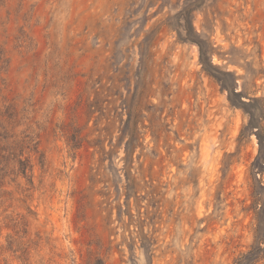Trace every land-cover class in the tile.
<instances>
[{"label": "rangeland", "instance_id": "1", "mask_svg": "<svg viewBox=\"0 0 264 264\" xmlns=\"http://www.w3.org/2000/svg\"><path fill=\"white\" fill-rule=\"evenodd\" d=\"M184 1L0 0V264H232L252 244L257 142L168 26ZM193 26L264 99V0H208Z\"/></svg>", "mask_w": 264, "mask_h": 264}, {"label": "trees", "instance_id": "2", "mask_svg": "<svg viewBox=\"0 0 264 264\" xmlns=\"http://www.w3.org/2000/svg\"><path fill=\"white\" fill-rule=\"evenodd\" d=\"M208 0H185L182 6L168 19V26L176 33L181 43L193 44L198 49L199 63L203 72L215 80L226 97L229 105L240 109L246 116L239 138L253 135L257 142V153L250 164L249 173L254 181L252 185L253 234L249 248L234 258L232 264H259L264 260V204H259V190L264 189L258 178L264 174V99L246 97L238 91L233 73L223 70L212 63V43L201 36L193 26V13L202 8ZM17 173L23 178L31 174L32 167L24 160L17 159Z\"/></svg>", "mask_w": 264, "mask_h": 264}]
</instances>
